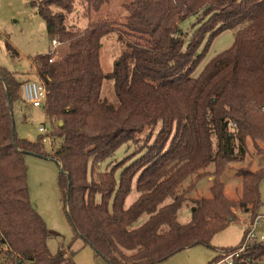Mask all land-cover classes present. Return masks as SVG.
I'll list each match as a JSON object with an SVG mask.
<instances>
[{
  "label": "trees",
  "instance_id": "trees-1",
  "mask_svg": "<svg viewBox=\"0 0 264 264\" xmlns=\"http://www.w3.org/2000/svg\"><path fill=\"white\" fill-rule=\"evenodd\" d=\"M110 1L30 0L50 41L65 45L52 62L47 53L32 59L47 91L50 153L42 136H17L12 106L23 102L22 81L0 66V264H76L69 248L53 254L47 247L55 232L30 200L27 153L58 163L74 236L110 264H158L184 248L209 245L236 219L232 207L258 213L264 167L236 170L242 190L235 201L225 198L221 175L228 163L244 160L248 139L255 149L264 142V0H123L121 17L91 21ZM79 12L89 20L82 28L68 23ZM192 15L198 27L185 40L179 23ZM236 27L232 46L193 76L210 40ZM112 32L125 48L105 72L100 49ZM108 79L110 100L101 96ZM123 145L131 151L100 170ZM210 164L213 171L206 170ZM204 176H212L210 195L190 198V221L182 224L178 211ZM133 184L138 195L126 205ZM242 241L206 264H217ZM231 264H264V240L248 244Z\"/></svg>",
  "mask_w": 264,
  "mask_h": 264
},
{
  "label": "rangeland",
  "instance_id": "rangeland-1",
  "mask_svg": "<svg viewBox=\"0 0 264 264\" xmlns=\"http://www.w3.org/2000/svg\"><path fill=\"white\" fill-rule=\"evenodd\" d=\"M122 2L123 0L110 1L102 7L100 13L90 16L91 21L98 16L104 15L121 17L125 13ZM78 14L71 15L68 23L75 24V27L79 25L80 27H78L82 28L89 20L80 12ZM197 27V15L188 16L179 23L180 32L185 40L191 38L192 33ZM237 29L238 27L226 29L210 40L204 52V57L193 72V76L198 75L209 59L232 46ZM117 35V33L112 32L102 40L100 63L105 72L112 70L115 59L125 48L123 41L118 40ZM208 40L209 34H206L198 48L199 52L204 50ZM7 43L10 44L13 50L6 47ZM64 46L60 44L58 52ZM50 47L51 44L45 22L30 5V0H0L1 67L14 72L20 81L26 78L36 79L35 69L30 62L35 55L48 53ZM101 96L109 100L114 97L112 80L108 79L104 81ZM12 118L15 132L19 138L37 141L38 137L42 136L44 151L46 153L51 152V126L43 108L30 107L23 102H15L12 106ZM42 124H45L49 129V133L45 136H49L50 140H46L43 135L44 133L39 132L38 128ZM125 149V145L117 149L113 155L100 163L99 169L104 170L110 161L116 163L122 160L131 151H126ZM24 158L27 167L30 200L37 212L44 219L47 227L55 232V235L47 239L49 251L54 254L60 247L69 248L70 251L74 252L73 260L76 264H110L107 260L96 254L94 249L86 244L83 239L74 236L75 234L68 221L62 193L58 184L60 170L58 163L53 158L37 156L31 153L25 154ZM248 165L254 170L264 167V142H260L259 148L255 149L248 139L244 160L227 164L226 169L221 175V180L223 182V194L229 201L237 200L242 190L241 180L236 175V170L241 166ZM206 170L213 171V164L208 165ZM188 180L183 183V188L189 184ZM211 184L212 176H204L197 181L194 189L188 194V199L178 211L177 220L180 223L185 224L190 221L191 207L193 205L190 198L209 196ZM259 192L261 205L256 215H264V175L259 184ZM137 195L133 184L131 192L126 199V205L131 204ZM231 209L236 215V219L230 222L224 229L215 233L209 245L197 244L184 248L158 264H206L223 249L238 246L242 240L244 230L247 229V226L256 215H251V213L245 212L238 207H232ZM145 218L146 215H142L135 225L142 223ZM258 233L264 236V222L258 228ZM219 264L224 263L220 262Z\"/></svg>",
  "mask_w": 264,
  "mask_h": 264
},
{
  "label": "built area",
  "instance_id": "built-area-1",
  "mask_svg": "<svg viewBox=\"0 0 264 264\" xmlns=\"http://www.w3.org/2000/svg\"><path fill=\"white\" fill-rule=\"evenodd\" d=\"M50 44L51 47L47 54L49 56L48 61L52 62L57 56L58 47L61 43L59 40L54 38L50 41ZM30 64L35 69L36 79L27 78L25 80H22L21 89L23 102L24 104L30 107L43 108V105L47 98L46 87L37 74V69L36 66L33 64V60L30 62ZM38 130L39 132L44 133V136L49 133V129L46 127L45 124H42L38 128ZM45 138L46 140H50L49 136H45ZM262 222H264V215H256V217L247 226V229L244 230L243 241L239 248L224 256V258H222L217 264H219L220 262H223L224 264H231L232 258L242 252L248 244L264 240L263 234L258 233V228L260 227Z\"/></svg>",
  "mask_w": 264,
  "mask_h": 264
},
{
  "label": "water",
  "instance_id": "water-1",
  "mask_svg": "<svg viewBox=\"0 0 264 264\" xmlns=\"http://www.w3.org/2000/svg\"><path fill=\"white\" fill-rule=\"evenodd\" d=\"M33 207H35V206L33 205Z\"/></svg>",
  "mask_w": 264,
  "mask_h": 264
},
{
  "label": "crops",
  "instance_id": "crops-1",
  "mask_svg": "<svg viewBox=\"0 0 264 264\" xmlns=\"http://www.w3.org/2000/svg\"><path fill=\"white\" fill-rule=\"evenodd\" d=\"M27 79V78H26ZM25 80V79H24Z\"/></svg>",
  "mask_w": 264,
  "mask_h": 264
}]
</instances>
